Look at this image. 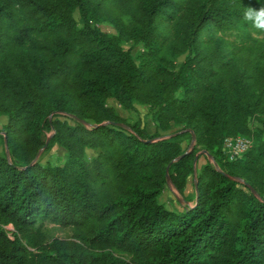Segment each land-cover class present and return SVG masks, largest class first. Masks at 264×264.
<instances>
[{"label":"trees","instance_id":"obj_1","mask_svg":"<svg viewBox=\"0 0 264 264\" xmlns=\"http://www.w3.org/2000/svg\"><path fill=\"white\" fill-rule=\"evenodd\" d=\"M261 6L0 0V264H264V31L242 15Z\"/></svg>","mask_w":264,"mask_h":264},{"label":"rangeland","instance_id":"obj_2","mask_svg":"<svg viewBox=\"0 0 264 264\" xmlns=\"http://www.w3.org/2000/svg\"><path fill=\"white\" fill-rule=\"evenodd\" d=\"M100 28L105 32L115 33V29L110 23L107 22L102 23L100 24ZM126 46L132 47V43H128ZM140 47L141 46H134L133 53L136 54L139 51ZM110 103L114 105L119 111V113L123 117L127 118L130 122L134 123L140 120L142 124L146 126L151 132L154 131L153 115L148 106L135 103V107L133 109H125L119 104V102L115 100H111ZM6 120H7L6 116H1L0 132L3 130V126L6 123ZM251 139L253 141V138ZM185 146L187 145L185 144ZM2 147L3 146L1 145V149ZM87 155L89 158H91L92 156L95 155V151L88 149ZM39 158L43 164L50 163L54 165H62L66 160V155L62 149H60L57 146H54L52 149L48 151H43ZM160 201L164 203L167 207H170L172 205L177 206V208L175 207L176 209H178V207L181 206L182 203H184L183 199L180 197L178 192L173 188V186L170 185L169 188L161 196ZM190 204L192 205V203ZM9 228H11V226ZM49 229H50L49 233L54 237H66L68 234H70L69 230H64L54 225L49 226Z\"/></svg>","mask_w":264,"mask_h":264},{"label":"built area","instance_id":"obj_3","mask_svg":"<svg viewBox=\"0 0 264 264\" xmlns=\"http://www.w3.org/2000/svg\"><path fill=\"white\" fill-rule=\"evenodd\" d=\"M253 146V141L249 137L236 136L225 139V150L231 160L240 157Z\"/></svg>","mask_w":264,"mask_h":264},{"label":"clouds","instance_id":"obj_4","mask_svg":"<svg viewBox=\"0 0 264 264\" xmlns=\"http://www.w3.org/2000/svg\"><path fill=\"white\" fill-rule=\"evenodd\" d=\"M243 19L253 25V27L264 31V6L260 8L248 7L243 12Z\"/></svg>","mask_w":264,"mask_h":264},{"label":"water","instance_id":"obj_5","mask_svg":"<svg viewBox=\"0 0 264 264\" xmlns=\"http://www.w3.org/2000/svg\"><path fill=\"white\" fill-rule=\"evenodd\" d=\"M191 133H192V142H191L190 147H192V146L195 144V141H196V134H195L194 131H192V130H191ZM50 139H51V137H49V138L47 139L46 144H45V147L48 146V144H49V142H50ZM7 152H8V148H7ZM203 153L208 154L209 157L213 160L212 155L209 154L206 150H204ZM181 157H182V156H181ZM179 158H180V157H179ZM197 160H198V156H196L195 162H197ZM215 164H216V166H217V163H215ZM167 180H168L169 185H170V186H173V185H172V179H171V177H170V175H169V168H167ZM195 183H196V187H197V186H198V182H195ZM246 186H249V187L251 188V186H250L248 183H246ZM252 192H253L254 194H256V196L259 197V194H258L253 188H252Z\"/></svg>","mask_w":264,"mask_h":264}]
</instances>
